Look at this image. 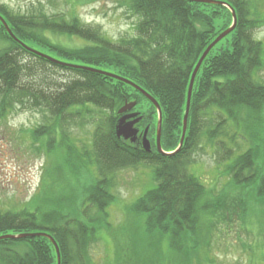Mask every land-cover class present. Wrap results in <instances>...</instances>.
<instances>
[{
  "label": "trees",
  "instance_id": "1",
  "mask_svg": "<svg viewBox=\"0 0 264 264\" xmlns=\"http://www.w3.org/2000/svg\"><path fill=\"white\" fill-rule=\"evenodd\" d=\"M221 1L235 9L237 25L201 65L186 139L174 155L157 150L156 106L133 86L99 71L131 80L157 100L162 109V148L175 151L182 136L192 73L209 44L232 25L227 6L189 0H129L128 10L138 18L136 34L116 41L76 15L67 19L64 15L13 13L0 6V15L26 44L15 41L0 20V119L21 108L37 110L42 124L24 133L34 142L45 141L47 156L51 155L55 167L62 165L66 177L78 179L79 184L86 181L80 195L84 223L56 208L46 212L41 206L20 211L0 208V264H58L49 238L5 237L40 232L57 241L61 264H90L88 245L103 237L106 229L114 236L129 221L117 231L111 227L108 207L118 199L111 173L142 162L154 166L156 186L133 201L129 218H140L144 235L157 238L160 247L155 250L151 242L143 253L120 250L112 264H207L209 251L197 238L203 231L202 220L219 219L221 224L228 213H236L239 204L244 208L247 200L257 208L264 205V81L258 76L264 69V42L255 38L256 29L264 24V12L256 0ZM47 32L79 38L82 43L76 47L47 45L42 42ZM58 72L70 77L56 82L48 76ZM126 102H137L133 110L142 112V127L149 126L151 151L117 136L118 111ZM81 124L90 126L91 148L76 155L64 140L70 126ZM203 140L215 150L230 179L227 190L225 186L218 193L188 170L187 156ZM57 146L65 152L63 156L56 153ZM92 165L99 175L94 176ZM51 191L46 194L51 196ZM230 202L237 207H230ZM258 219L261 222L263 217ZM161 238L167 240L166 247L161 246Z\"/></svg>",
  "mask_w": 264,
  "mask_h": 264
},
{
  "label": "rangeland",
  "instance_id": "2",
  "mask_svg": "<svg viewBox=\"0 0 264 264\" xmlns=\"http://www.w3.org/2000/svg\"><path fill=\"white\" fill-rule=\"evenodd\" d=\"M128 1L0 0V6H5L13 13L64 15L67 19L76 15L83 23L101 29L116 41L122 36L136 34L134 26L138 18L128 10ZM256 3L259 4V10L264 12V0H256ZM45 36L42 42L47 45L55 43L76 47L82 43L79 38L54 36L49 32ZM255 38L264 42V24L256 29ZM3 41L1 42L6 43ZM48 76H52L56 82L70 77L63 72ZM258 76L264 81V69ZM38 124H42L41 114L37 110L25 108L17 109L4 119H0V208L20 211L28 208L34 210L41 206L45 212L48 208H56L58 211L71 213L70 216L84 223L85 216L82 217L80 214L83 213L80 195L84 192L83 184L86 181H80L79 184L78 179L66 177L65 173L68 172L61 169L62 165L55 167L51 155L47 156L45 141L34 142L29 134L24 133L34 129ZM64 142L70 146L72 154L76 153V155L81 154L83 148H91L90 126L88 124L70 126ZM57 151L60 156L65 154L58 146ZM56 153H53L54 160ZM187 164L188 170L203 179L208 187L215 188L218 193L225 189V186L226 190L228 189L230 179L219 163L215 150L210 145H206L205 140L201 143V147L194 146L190 150ZM91 168L94 176L99 175L95 166L92 165ZM154 170L152 164L142 162L112 172L113 178L107 175L118 198L108 207L111 227L116 229L129 221L124 229L114 230H118L114 236H110L114 232L106 229L107 233L105 232L103 237L100 235L88 245L90 264H112L115 261L114 254L116 256L120 250L124 253L125 250H139L143 253V250H149L147 246L151 242L152 248L159 249L157 238L149 239L144 235L143 221L136 217L129 218L131 217L129 206L133 201L156 186ZM90 177L93 179V176ZM45 178L46 184L42 186L41 183ZM50 190H52L51 196L46 194V191ZM234 203L230 202V207L236 208L238 204ZM256 206L257 204L251 200L244 202V208L239 204L236 213H228L221 224L219 219H215L216 222L214 220L210 222L208 218L202 220L203 231L197 238L202 239L205 249L209 251L208 256L205 255L207 264H264V253L261 251L264 246V205L260 208ZM247 209H250L249 214ZM244 211L245 215L242 216ZM258 216L263 217L261 222ZM208 223H211L212 231L209 225L205 227ZM160 244L166 247L167 240L161 238Z\"/></svg>",
  "mask_w": 264,
  "mask_h": 264
},
{
  "label": "water",
  "instance_id": "3",
  "mask_svg": "<svg viewBox=\"0 0 264 264\" xmlns=\"http://www.w3.org/2000/svg\"><path fill=\"white\" fill-rule=\"evenodd\" d=\"M191 2H196V3H204V4H222L224 6H227L231 12H232V16H233V22L232 25L226 29L224 32H222L219 36H217V38H215L210 44L209 46L205 49V51L203 52V54L201 55L193 73L190 79V83H189V87H188V93H187V106H186V111L184 114V118H183V131H182V136H181V140H180V144L178 146V148L175 151H170V152H166L163 150L162 148V144H161V132H162V109L160 104L157 102V100L151 95L149 94L147 91H145L143 88H141L140 86H138L136 83H134L133 81L124 78L120 75L117 74H113V73H109V72H105V71H99L101 74L106 75V76H110L112 78L121 80L131 86H133L136 90H138V92H140L143 96H145L150 102H152L157 110H158V114H159V119H158V130H157V136H156V147L158 152L162 153L163 155H174L175 153L179 152L185 142L186 139V133H187V127H188V118H189V113H190V106H191V99H192V93H193V88H194V83H195V79L196 76L201 68V65L203 63V61L205 60V58L208 56V54L211 52V50L219 43L221 42L225 37H227L235 28L237 25V21H238V17H237V13L235 11V9L228 3L225 1H221V0H189ZM0 20L2 21V23L4 24L7 32L9 33V35L17 42L21 43L23 46H26V44H24L11 30V28L9 27V25L7 24V22L5 21V19L0 15ZM28 49H31L29 47H26ZM32 51L36 52L39 55H43L42 53L31 49ZM137 102H126L118 111V113L120 115H122L119 120L117 121L116 124V134L119 138L125 140V141H129L131 143H135L139 130L135 127V124L140 122L142 120V117L139 116L137 117V113H127L129 111H131L135 106H136ZM133 120H130L132 118H134ZM137 117V118H136ZM148 131H149V126L146 128L144 135H143V147L145 150L147 151H151L152 150V144L150 142V140L148 139ZM34 236H45L47 238H49L51 240V242L53 243V245L55 246L56 252H57V256H58V264H61V252H60V247L57 243V241L54 239L53 236H51L50 234H47L45 232H40V233H24V234H20V235H7L5 237H9V238H23V237H34ZM3 238V237H0Z\"/></svg>",
  "mask_w": 264,
  "mask_h": 264
},
{
  "label": "flooded vegetation",
  "instance_id": "4",
  "mask_svg": "<svg viewBox=\"0 0 264 264\" xmlns=\"http://www.w3.org/2000/svg\"><path fill=\"white\" fill-rule=\"evenodd\" d=\"M127 113H137L138 114L137 117L141 116L143 118V115L141 114L142 112L140 110H133L132 109L131 111H129ZM133 119H135V117L132 118V119H130V120H133ZM135 127L139 130V133H138V136H137V139H136L135 143L137 145H140L141 144L143 146V143H142L143 142L142 141L143 139L142 138H143L144 132H145V130H146L147 127L144 129V127H142V125H141V121L138 122V123H136L135 124ZM149 139H150V137H149Z\"/></svg>",
  "mask_w": 264,
  "mask_h": 264
}]
</instances>
